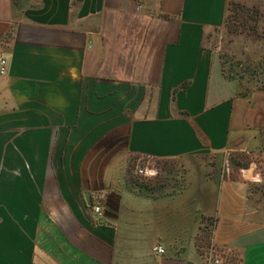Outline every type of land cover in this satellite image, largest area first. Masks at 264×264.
<instances>
[{
	"label": "crops",
	"instance_id": "0c3cea01",
	"mask_svg": "<svg viewBox=\"0 0 264 264\" xmlns=\"http://www.w3.org/2000/svg\"><path fill=\"white\" fill-rule=\"evenodd\" d=\"M229 2L264 6L0 0V264H264V91L204 41Z\"/></svg>",
	"mask_w": 264,
	"mask_h": 264
},
{
	"label": "rangeland",
	"instance_id": "374dc122",
	"mask_svg": "<svg viewBox=\"0 0 264 264\" xmlns=\"http://www.w3.org/2000/svg\"><path fill=\"white\" fill-rule=\"evenodd\" d=\"M20 4L34 3L35 0H17ZM230 3V2H229ZM245 5L247 9V24L244 27L239 26L240 21L232 25L231 19H236L238 14H233L231 3L228 4L227 25L214 29L208 33L205 38V46L215 54L221 63L226 76H233L241 85V93L248 94L251 91H264L261 88L264 85V6ZM257 10V17L251 19V13ZM256 12V11H255ZM236 17H232V16ZM254 15V13H253ZM238 20V17L237 19ZM151 166L156 175L150 179L140 177L135 174V168L138 164L146 163ZM166 166V171L158 172L156 166L148 160L128 157V178L133 182L149 183L167 182L168 172L174 171V163ZM173 165V166H172ZM211 234V230H206V235ZM210 236V235H209ZM206 243L209 238L206 236ZM202 241V242H203ZM225 256L226 264H239L238 257L230 260L229 255L221 251Z\"/></svg>",
	"mask_w": 264,
	"mask_h": 264
},
{
	"label": "built area",
	"instance_id": "2783aa9c",
	"mask_svg": "<svg viewBox=\"0 0 264 264\" xmlns=\"http://www.w3.org/2000/svg\"><path fill=\"white\" fill-rule=\"evenodd\" d=\"M6 59L0 57V75L6 73ZM135 174L150 179L156 175V171L146 163L138 164L135 168ZM104 217V209L100 204H95L92 207V220L96 223H102ZM153 250L157 254H164L165 248L162 245L154 246ZM206 264H226L225 256L216 248L213 243H209L205 247Z\"/></svg>",
	"mask_w": 264,
	"mask_h": 264
},
{
	"label": "trees",
	"instance_id": "16d2710c",
	"mask_svg": "<svg viewBox=\"0 0 264 264\" xmlns=\"http://www.w3.org/2000/svg\"><path fill=\"white\" fill-rule=\"evenodd\" d=\"M14 1V5L17 7L18 5H20V3L17 1V0H13ZM231 3V6H232V12H233V14H238V20H236L237 19V17L236 16H232L233 18L234 17H236V19L234 20V19H231L232 20V25H235L234 23H237L236 21H240L241 23H239L238 25L239 26H242V27H244L245 28V26H246V22H247V9H246V7H245V5H243V4H241V3H236V2H230ZM229 3V4H230ZM228 10V9H227ZM256 11V12H255ZM253 13H254V15H253ZM257 13H258V11L257 10H254L252 13H251V15H250V17H251V19H254L255 17H257ZM226 19H227V15H226V17H225V19H224V23L223 24H225V25H227V21H226ZM240 19V20H239ZM222 73H223V75H224V77L227 79V80H233V79H235L233 76H226L225 74H224V70H223V68H222ZM261 88H263L264 89V85H262L261 86ZM209 235L210 234H208V235H206L207 236V238H209Z\"/></svg>",
	"mask_w": 264,
	"mask_h": 264
}]
</instances>
